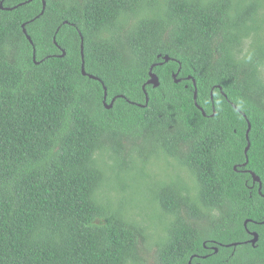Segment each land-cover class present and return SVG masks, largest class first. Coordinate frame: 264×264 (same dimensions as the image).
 I'll use <instances>...</instances> for the list:
<instances>
[{"label": "trees", "instance_id": "obj_1", "mask_svg": "<svg viewBox=\"0 0 264 264\" xmlns=\"http://www.w3.org/2000/svg\"><path fill=\"white\" fill-rule=\"evenodd\" d=\"M3 6L0 264H264V0Z\"/></svg>", "mask_w": 264, "mask_h": 264}, {"label": "water", "instance_id": "obj_2", "mask_svg": "<svg viewBox=\"0 0 264 264\" xmlns=\"http://www.w3.org/2000/svg\"><path fill=\"white\" fill-rule=\"evenodd\" d=\"M4 1L5 0H2V2H1V4H0V9H4ZM43 5H44V10L46 9V2L45 1H43ZM6 10H9V9H6ZM23 28H25V25H23ZM24 32L26 33V30L24 29ZM28 38V40L31 42V44H33V41H32V39H31V37H27ZM81 54H82V58H83V65H82V73H83V75H87V73H86V71H85V61H84V39H83V37H82V45H81ZM64 55H65V52H64ZM165 61H169V57H165ZM153 70H154V67H152L151 68V71H150V79H149V81H148V85H152V86H154L155 88H157V87H159V85H160V82H159V78H158V76L156 75V74H154V72H153ZM89 77L91 78V79H95L96 80V78L95 77H93V76H91V75H89ZM174 78H175V80H176V82L178 83V82H180V80H177V75H175L174 76ZM194 84H195V86H196V82H194ZM145 87V86H144ZM105 90H106V88H105ZM145 94H146V96H147V99H146V101H147V103L149 102V98H148V94L146 93V91H145ZM197 95H198V92H197V90H196V92H195V101L197 100ZM107 98V93H106V95H105V99ZM115 101H116V99H113L112 100V102H111V104H109V105H107L106 104V100H105V106L108 108V109H111V108H113V106H114V103H115ZM196 105L198 106V104L196 103ZM199 107V106H198ZM200 108V107H199ZM204 115H206L205 113H204ZM250 130H251V125L249 124V128H248V132H247V135L249 134V132H250ZM249 148H250V143H249V146L247 147V149H246V152L249 150ZM250 174H251V176H252V178H253V180H254V183H259V186H260V188H259V192L261 193V189H262V182H261V179H260V177H258L255 173H253V172H250ZM252 236L254 237L251 241H250V243L251 244H253L254 246L256 245V243L258 242V239H259V235L257 234V233H252Z\"/></svg>", "mask_w": 264, "mask_h": 264}, {"label": "rangeland", "instance_id": "obj_3", "mask_svg": "<svg viewBox=\"0 0 264 264\" xmlns=\"http://www.w3.org/2000/svg\"><path fill=\"white\" fill-rule=\"evenodd\" d=\"M149 173V172H148ZM137 181V186L140 190L139 203L141 206L151 207L152 194V182L149 180L148 175L143 176ZM156 247L154 246L151 250H143L142 255L148 263H152L155 257Z\"/></svg>", "mask_w": 264, "mask_h": 264}]
</instances>
